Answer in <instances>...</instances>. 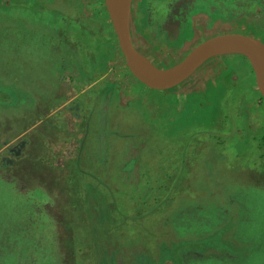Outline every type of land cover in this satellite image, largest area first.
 <instances>
[{
  "label": "rangeland",
  "instance_id": "374dc122",
  "mask_svg": "<svg viewBox=\"0 0 264 264\" xmlns=\"http://www.w3.org/2000/svg\"><path fill=\"white\" fill-rule=\"evenodd\" d=\"M175 2L133 1L151 68L220 35L264 44V0ZM9 3L0 264H187L201 250L190 264H264V99L248 61L222 51L153 91L130 72L105 0Z\"/></svg>",
  "mask_w": 264,
  "mask_h": 264
},
{
  "label": "water",
  "instance_id": "95a60500",
  "mask_svg": "<svg viewBox=\"0 0 264 264\" xmlns=\"http://www.w3.org/2000/svg\"><path fill=\"white\" fill-rule=\"evenodd\" d=\"M105 2L126 64L132 75L148 89L158 92L172 90L187 81L209 57L235 47L239 51L234 54H239L248 61L255 75L257 88L264 99V44L259 39L244 34L220 35L197 46L182 62L170 69L157 70L151 68L148 62L145 68L139 63L142 56L136 50L132 39L133 0Z\"/></svg>",
  "mask_w": 264,
  "mask_h": 264
},
{
  "label": "crops",
  "instance_id": "0c3cea01",
  "mask_svg": "<svg viewBox=\"0 0 264 264\" xmlns=\"http://www.w3.org/2000/svg\"><path fill=\"white\" fill-rule=\"evenodd\" d=\"M10 1V6H12V3H16V2H18V0H9ZM12 1V2H11ZM134 9H135V7L133 6L132 7V20H131V33H132V39H133V44H134V46H135V48H136V50L138 51V49H137V45L135 44L136 43V41L138 40V38L137 37H135L134 36V29H133V16H134ZM173 26V24H171V27ZM178 28L179 26L177 25V26H175L174 28ZM173 28V29H174ZM172 29V30H173ZM173 39V38H172ZM171 41V40H170ZM171 42H173V41H171ZM139 53H140V51H139ZM15 177V176H14ZM13 178V177H12ZM13 179H16V178H13ZM17 181V180H16ZM16 181H14V182H9V183H13V189H14V191H15V184H18V182H16ZM4 182H6V181H4ZM15 193H17V192H15ZM205 252V251H204ZM204 252H201V253H197V252H194V253H192V254H189V257L188 258H186L187 260H188V262H187V264H190L191 263V258L192 259H194L195 261L196 260H199V259H204V257L205 256H202L201 254H203ZM198 256H201V257H198ZM215 256H217V255H215ZM227 258V257H226ZM228 259V258H227Z\"/></svg>",
  "mask_w": 264,
  "mask_h": 264
},
{
  "label": "trees",
  "instance_id": "16d2710c",
  "mask_svg": "<svg viewBox=\"0 0 264 264\" xmlns=\"http://www.w3.org/2000/svg\"><path fill=\"white\" fill-rule=\"evenodd\" d=\"M183 40H184V38H182ZM181 39V40H182ZM173 44V43H172ZM250 68V67H249ZM248 80H249V82L250 81H253V78H252V69H251V76H248ZM228 82H227V84L229 85V86H231V84H233L232 83V80H231V78L229 77L228 78V80H227ZM241 85L242 84H239V87H241ZM228 87V86H227ZM1 94V96H2V98L4 99V102L7 100V95L6 94H4V93H0ZM2 94H4V95H2ZM222 100V98H220V97H216L215 98V101H217V100ZM212 106V105H211ZM205 111V110H204ZM203 111V112H204ZM259 241H261V239L259 240ZM261 243V242H260ZM223 247H226V246H224V245H222ZM233 249H235V248H233ZM237 250H239V254H241V255H244V253H246L247 252V250L246 249H237ZM202 252H204L203 250H201ZM206 251V250H205ZM236 252V251H235ZM236 254V253H235ZM247 254V253H246ZM5 257H7V254H5ZM244 257V256H243ZM4 259V258H3ZM36 258H34L33 256L31 257V258H29V260H28V262H29V264H33V260H35ZM17 260H19V258H17Z\"/></svg>",
  "mask_w": 264,
  "mask_h": 264
},
{
  "label": "flooded vegetation",
  "instance_id": "af4514ba",
  "mask_svg": "<svg viewBox=\"0 0 264 264\" xmlns=\"http://www.w3.org/2000/svg\"><path fill=\"white\" fill-rule=\"evenodd\" d=\"M134 1V0H133ZM190 1L191 0H184V3H186L187 2V4L188 5H190ZM177 3H179V2H175V4H174V8L177 10L178 8H181L182 7V5H184V3L183 4H177ZM180 11H182V10H180ZM166 21L167 22H165V24H166V29H167V36H168V33H170L171 32V30H170V22H171V20L170 19H166ZM164 27V26H163ZM162 27V28H163ZM165 28V27H164ZM165 32V31H164ZM165 38V37H164ZM168 39V38H167ZM163 40H166V39H163ZM14 152V151H13Z\"/></svg>",
  "mask_w": 264,
  "mask_h": 264
},
{
  "label": "bare ground",
  "instance_id": "6f19581e",
  "mask_svg": "<svg viewBox=\"0 0 264 264\" xmlns=\"http://www.w3.org/2000/svg\"><path fill=\"white\" fill-rule=\"evenodd\" d=\"M229 50H232L234 53L235 52H237V51H239V49L238 48H235V47H232V48H230V49H228V51ZM143 59L142 58H139V63L143 66V67H145L146 68V66H148L144 61H142Z\"/></svg>",
  "mask_w": 264,
  "mask_h": 264
}]
</instances>
